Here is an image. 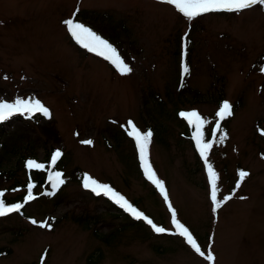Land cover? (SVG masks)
Masks as SVG:
<instances>
[{"label": "rangeland", "instance_id": "374dc122", "mask_svg": "<svg viewBox=\"0 0 264 264\" xmlns=\"http://www.w3.org/2000/svg\"><path fill=\"white\" fill-rule=\"evenodd\" d=\"M73 16L132 71L121 75L78 47L63 23ZM183 64L189 71L181 81ZM262 68L264 7L189 20L160 0H0V101L38 99L49 110L4 122L0 191L10 199L24 193L26 162L48 165L56 150L62 155L46 172L61 169L65 181L58 206L42 194L24 205L29 217L0 220V264H41L42 257L46 264H264ZM224 101L233 114L220 121L222 142L211 134L208 159L219 177L217 198H232L214 213L205 162L180 135L175 112L197 111L212 133ZM129 120L141 131L152 128L148 159L168 202L139 168L136 143L124 131ZM241 170L249 175L237 188ZM85 175L136 202L166 231L170 203L215 260L184 238L128 221L103 193L83 186Z\"/></svg>", "mask_w": 264, "mask_h": 264}, {"label": "snow or ice", "instance_id": "6c2138e0", "mask_svg": "<svg viewBox=\"0 0 264 264\" xmlns=\"http://www.w3.org/2000/svg\"><path fill=\"white\" fill-rule=\"evenodd\" d=\"M160 2L174 6L180 14L189 20L209 13H242L245 10L252 9L254 6L264 7V0H160ZM63 23L67 27V30L72 38L81 47L87 49L89 52H93L96 55L102 56L105 60H108L111 64H113L114 67H116L121 75H126L132 71L129 65L121 58L117 49L90 27H87L84 24L78 23L72 19L65 20ZM188 71L189 69L187 65H185L183 67V72L186 74ZM261 71H264V68H262ZM36 113H41L44 116L49 115L48 108L45 107L38 99L17 98L14 102L0 101V122H5L17 114H27L28 117L31 118ZM232 114V105L227 101H224L216 112L217 120L215 122V127L212 129V136L214 138H218L221 142L225 139V135L222 132L220 121L224 120L228 116H231ZM179 115L186 120L189 127H194L195 129L192 132V140L195 143L196 150L199 153L201 159L205 162L211 188L210 198L213 202L212 210L215 213L224 202L230 200L232 197L223 196L222 199L217 198V181L219 177L208 159V154L213 147L214 141L205 140L204 138V128L205 125L209 123V121L202 117L195 110L181 112ZM128 129L130 130L127 131V135L133 138L136 143L141 161V167L144 170L146 178L149 179L159 189L161 195L165 199V202H168V194L165 190L164 182L157 177L148 159V148L152 138L151 130L141 131L131 120L128 121ZM218 132L220 135L217 137ZM261 135H264V131L261 132ZM83 143L91 144L92 141L86 140L83 141ZM61 155L62 153L59 150H56L52 154L50 163L48 165L30 159L26 162V168L29 170L52 169L57 164V161ZM62 175L63 174L59 171H49L48 181L53 191H55L60 185L64 184L65 181L62 178ZM248 175L249 173L246 171H239V180L236 185L237 188L240 187V182L243 181ZM83 186L86 189H90L96 195L103 193L104 195L108 196L122 209L130 213L134 218L137 220H143L147 224L151 225L153 231L157 233H163L166 231L163 227H159L154 224L153 221L149 219L143 212L135 208L131 203L128 202L127 199H125L124 196L113 190L108 184H102L92 177L85 175L83 177ZM34 187L35 185L30 181L27 185V193L24 196V203H28L29 201L36 199V196L33 194ZM4 196L5 193L0 191V217H4L9 213L19 212L24 207V204L21 203L7 205L5 203ZM169 210L172 213L173 226L177 229L175 234L183 237L185 242L190 245L197 254L201 255L208 261H214L215 257L213 253L209 251L207 254H205L190 230L177 220L176 212L170 203ZM32 222L36 223V221ZM40 226L50 227V225L46 224H41ZM41 264H46L43 257L41 258Z\"/></svg>", "mask_w": 264, "mask_h": 264}, {"label": "trees", "instance_id": "16d2710c", "mask_svg": "<svg viewBox=\"0 0 264 264\" xmlns=\"http://www.w3.org/2000/svg\"><path fill=\"white\" fill-rule=\"evenodd\" d=\"M186 75H187V73L184 75V78H186ZM4 125H5V123H0V136H2L3 133H4ZM181 125H182V123H181ZM149 129L151 130L152 128L149 127ZM181 130L182 131H181L180 135H182V136L185 135V138L189 141V137L191 135L190 133L193 132L195 129H194V127L187 128V126L184 124L181 127ZM211 134L212 133H209L207 130H204V138H205V140H209ZM27 172H28V175L29 176L24 180V183H23V187L26 188L25 189L26 191L24 193H22L21 195L19 194V195H16L15 197H11V199L10 198H7V197H4L5 203L7 205H9V203L11 204V202L21 203L22 198H24L25 193L27 192V185H28V183L30 181L35 185V187L33 188V191L35 192V190L37 188H40L41 191H43V195L45 194V197L44 198H46L49 201H52L53 207L54 206L55 207L58 206L59 203L62 202L63 194H61V192H60L61 186H59L55 191H53V189L51 188L50 183H47V184L45 183V180H44L45 174L43 173V170L41 171V170H35V169L34 170H29L28 169ZM48 193H51V194H48ZM34 195L36 196L37 199L43 197L40 194V192L37 193V194H34ZM105 202L106 203L107 202L109 203V205H108L109 208H112V209L116 210L117 212L119 211V209L116 208V206L112 202H109V201H105ZM135 204H136V202H134L132 205L134 206ZM23 209H24V207L19 212L12 213L11 215L8 214V215L2 217L1 219H4V218L5 219L6 218H9L10 219V217L13 214H17L19 217H22V218L23 217H29L26 214H24ZM128 221L133 222V223H136L135 220H131L130 218H129Z\"/></svg>", "mask_w": 264, "mask_h": 264}]
</instances>
